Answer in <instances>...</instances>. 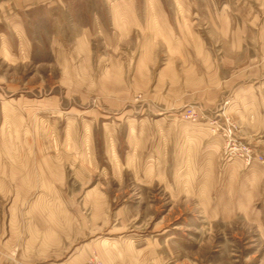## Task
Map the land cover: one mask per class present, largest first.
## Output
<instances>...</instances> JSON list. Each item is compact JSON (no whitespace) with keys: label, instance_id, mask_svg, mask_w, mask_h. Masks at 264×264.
Listing matches in <instances>:
<instances>
[{"label":"rangeland","instance_id":"374dc122","mask_svg":"<svg viewBox=\"0 0 264 264\" xmlns=\"http://www.w3.org/2000/svg\"><path fill=\"white\" fill-rule=\"evenodd\" d=\"M14 1L0 0L10 264H264V165L229 154L222 136L230 125L236 144L264 156L263 121L242 122L252 111H230L227 90L262 77L264 96V0ZM128 8L138 20L117 22ZM197 39L221 79L235 77L212 111L184 103L179 85L188 65L211 70L196 60ZM51 236L60 253L41 246Z\"/></svg>","mask_w":264,"mask_h":264},{"label":"crops","instance_id":"0c3cea01","mask_svg":"<svg viewBox=\"0 0 264 264\" xmlns=\"http://www.w3.org/2000/svg\"><path fill=\"white\" fill-rule=\"evenodd\" d=\"M53 2H59V0H25V1H19V3L15 0L13 5L18 10H20V9H22V10L23 9H26V10L27 9H33L34 7H38V6H42L43 8L47 9L49 4L53 3ZM40 4H43V5H40ZM8 7L9 6H4L3 9H6ZM0 10H1V6H0ZM128 10L129 11H126V14H123L121 12L114 13V14H116L115 18L117 19V22L120 23L119 19H121V18L126 19L127 23L129 21H133L134 19L136 21L138 20L137 16H135V17L133 16L135 13L130 11L129 8H128ZM19 17H20V15H19ZM136 23L139 24L138 22H136ZM23 29H24L23 26L19 23V21L16 20L15 30L20 32L19 34H21V33L23 34V31H24ZM124 29L125 28H123V30ZM171 30H172V32H171ZM168 31H169L168 33H165V31L163 32V36L165 37V40H167V45L170 48L172 47L173 49L175 46L176 47L175 50H177L178 49L177 43H173V39H174L173 37H176V35L173 31V28H170ZM155 37H156V35H155ZM183 41H184V45H185V43L189 42V41H187V38H183V39L180 38V42L182 43ZM196 45H197L196 60L201 59V60H205L208 62L211 61V64L207 66V68H208L207 70L208 71L210 69L211 70L209 72V75L208 74L207 75H201L198 73L197 68H195L196 66H193V64H191V66L188 65L185 67V72H184V75H185L184 79L185 80L183 82H181L179 85L181 87H182V85L185 86L183 90L185 91L184 94H186V97H185L184 101L183 100H181V101H183L186 104L187 103L188 104L196 103V104H199L203 109L208 110V111H212L216 108V106L219 104V102L224 100V97H225L224 92L226 91L225 90L226 88L224 86L227 85L228 82L232 78H235V77H234V75H230L228 77L229 78L228 82H226V81L224 82L221 79V75H220L219 70H216L215 66L212 65V62H213L212 54H209L207 51L204 50V48H202L203 46L201 45V42L198 39L196 40ZM181 47H183V46H181ZM193 57L192 56L190 57V61H192V63H193ZM184 58H186L185 59L186 62L189 61L187 56ZM209 59H210V61H209ZM170 67H173V65L171 63H169V66H167V68H170ZM261 79H262V77L258 78L257 79L258 81L254 82V84H249V85L239 84L240 82L238 83L235 80L232 82V86H230L229 89H227V90H229V94L232 95L231 105L229 106L230 111L236 109L235 106L238 105V103L240 105H242V108L245 111H247V110L252 111V114L248 115V118L246 116L244 120L241 119L242 122L243 121L247 122L249 126L253 120H258L260 122L263 121V123H264V96L262 94H260L259 97L257 96L256 92L260 90V86L256 87V85H255L257 82H260ZM192 86H196L197 89H195L194 91L193 90L188 91L189 88H192ZM180 90H182V89H180ZM247 96H248V98H246ZM180 99H183V98H180ZM49 238L51 240L47 239L46 242L41 241V246L47 247L50 244L52 246V250H53L52 252L54 254H57L58 252L60 253L62 245L59 244V243H61V242H59L60 241L58 239L59 237L54 238L53 236H51ZM1 239L2 238L0 237V264H10L14 260L17 261L15 258L10 256V254L12 255V253H11L12 251H10V249H12V246H11L12 242L11 241L3 242L4 240L2 241ZM74 259H76V258L73 257L71 262L70 263L67 262V264L68 263L73 264Z\"/></svg>","mask_w":264,"mask_h":264},{"label":"built area","instance_id":"2783aa9c","mask_svg":"<svg viewBox=\"0 0 264 264\" xmlns=\"http://www.w3.org/2000/svg\"><path fill=\"white\" fill-rule=\"evenodd\" d=\"M186 118L193 123H197L200 119L195 110L189 109L186 112ZM222 136L227 142V152L230 154H238L241 156L247 163L252 161L260 162L264 165V156L258 153H255L251 148L247 146H240L236 144L234 139L235 131L232 126L228 125L226 128H223ZM87 264H103L102 260L97 255H92Z\"/></svg>","mask_w":264,"mask_h":264}]
</instances>
